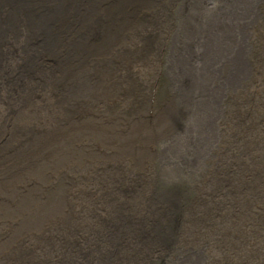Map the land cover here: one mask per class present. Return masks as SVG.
<instances>
[{"label": "rangeland", "instance_id": "obj_1", "mask_svg": "<svg viewBox=\"0 0 264 264\" xmlns=\"http://www.w3.org/2000/svg\"><path fill=\"white\" fill-rule=\"evenodd\" d=\"M139 13L130 27L139 40L130 59L123 41L91 59L110 68L102 74L105 91L83 96L87 102L71 94L59 107L63 112L40 110L47 121L31 125L35 129L2 157L0 264L49 219L69 208L84 213L83 197L89 205L97 198L96 210L103 212L101 179L122 164L117 159L129 169L147 165L155 190L173 202V241L150 264L252 263L258 222L244 216L242 226L241 215L251 162L247 143L254 125H264V0H146ZM37 92L51 98L40 87ZM76 99L85 102L82 110ZM12 126L0 125V150L11 143ZM239 132L242 139L235 137ZM224 169L235 170L236 187L227 177L213 189L211 176L220 170L224 178ZM232 197L237 209L230 211ZM201 200L213 211L207 224L195 219ZM234 227L245 242L230 237Z\"/></svg>", "mask_w": 264, "mask_h": 264}, {"label": "bare ground", "instance_id": "obj_2", "mask_svg": "<svg viewBox=\"0 0 264 264\" xmlns=\"http://www.w3.org/2000/svg\"><path fill=\"white\" fill-rule=\"evenodd\" d=\"M145 1L0 0V125L10 121L13 125L11 143L0 150V165L4 154L24 134L35 129L31 125L47 121L38 115L40 110L63 112L71 94H80L87 102L83 96L93 98L99 90L105 91L107 79L102 74L105 68H110L102 63L91 64V59L104 55V50L115 41L126 43L123 55L131 58L139 43L130 28L131 22L141 20L139 8ZM102 57L109 59L106 55ZM39 87L48 97L55 94V98L40 99ZM260 96L264 100V91ZM82 100H75L80 110L85 105ZM255 127L246 149L250 151L251 162L247 167L249 179L243 177L248 183L241 218L254 217L258 222L254 223L251 239L256 246L251 264H264V125ZM242 136L239 132L235 137L242 139ZM257 153L260 154L254 156ZM117 162L122 164L112 165L101 179L105 182L99 196L103 212L96 210L97 198L94 205H89L86 196L83 197L84 213L69 208L66 212L69 214L58 216L60 219H49L44 227H39L33 240H23L7 251L1 264H150L156 255L163 254L175 234L172 199L155 190L148 179L151 174H147V165L129 169L121 159ZM226 166L229 169L232 165L228 162ZM226 171L222 179L220 170L213 173L210 179L213 189L222 186L227 177L231 187H236L235 170L233 174ZM206 189L213 191L210 187ZM58 200L59 197L57 205ZM202 200L198 203L204 208H198L195 219L207 224L213 211ZM235 201L236 198H230V211L237 209ZM186 229V226L182 229L181 241ZM237 229L229 230L230 237L245 242L246 235Z\"/></svg>", "mask_w": 264, "mask_h": 264}]
</instances>
